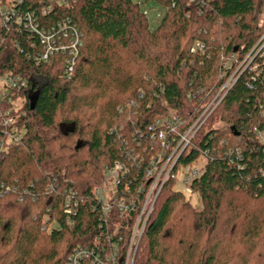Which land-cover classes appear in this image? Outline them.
I'll use <instances>...</instances> for the list:
<instances>
[{
  "label": "trees",
  "instance_id": "16d2710c",
  "mask_svg": "<svg viewBox=\"0 0 264 264\" xmlns=\"http://www.w3.org/2000/svg\"><path fill=\"white\" fill-rule=\"evenodd\" d=\"M141 5L162 12L157 25ZM263 8L264 0H23L19 11L39 26L69 19L83 47L67 78L63 57L33 61L36 36L0 30V77L19 76L30 90L16 94L25 99L20 139L0 149V264H67L79 248L101 257L112 246L121 264L133 215L103 223L93 195L103 169L123 166L117 194L127 188V199L141 201L147 171L173 146L151 139L154 121L178 118L183 134L232 75L163 184L133 264H264V40L253 49ZM196 42L203 48L192 53ZM201 157L187 186L192 206L174 190L176 171ZM69 195L72 214L64 211Z\"/></svg>",
  "mask_w": 264,
  "mask_h": 264
},
{
  "label": "built area",
  "instance_id": "2783aa9c",
  "mask_svg": "<svg viewBox=\"0 0 264 264\" xmlns=\"http://www.w3.org/2000/svg\"><path fill=\"white\" fill-rule=\"evenodd\" d=\"M54 1L59 5H66L68 0H50V3ZM22 2L23 0H0V30H5L7 32L11 31V29L18 31L22 30L36 36L37 50L32 56L33 61L38 66H42L49 64V62L55 57H63L61 66L64 75L69 78L74 72L73 68H75L77 57L83 47L82 33L67 18L58 20L54 24L47 23L46 26H39L38 18L35 14L19 11ZM50 11V6H46L41 9L40 15L45 16ZM2 41L3 38L0 35V42ZM33 47H35L34 44ZM202 48L203 46L200 43H197L191 49V52L193 53L202 50ZM3 78L5 79V85H3L5 91H0V127L4 130V139L2 140L0 149L7 150L9 145L15 144L20 139V134L15 128L19 113L13 115L15 110H10L8 106L12 105V95L28 91V86L24 79L16 75H5ZM232 84H230L229 87ZM224 88L218 92L202 114H205L210 107L213 108L214 104H219L223 95L226 93V89ZM28 92H30V90ZM177 124L180 123L177 121ZM149 131L152 132L151 139L156 140L164 149L167 150L171 145L173 146L169 155L159 168L155 166L153 169L147 171V175L152 181L147 192H143L141 201L138 197H135V199H127V196L129 195L127 188L125 189L126 192L117 194L116 189L126 172L125 168L119 164L104 168V178L108 183L111 182L110 184L112 185L111 190H113V192L109 194L110 196H106L105 192H107V190L105 188L101 189V187L99 190H95L93 194L101 206L103 223L107 224L108 217L114 213L120 217H129L130 214L133 215L132 224L130 226V237L127 243L128 252L125 254L124 259L121 260V264H130V253L134 243L136 241L137 243L139 242L143 233L154 200L158 194L159 181L164 174L167 165L172 162L170 164L172 167L170 166V168H173L175 165L174 163L177 162L188 143L185 139L187 138L186 134L189 132L183 135L178 134L175 130L173 120L161 122L156 119L154 121V126L150 127ZM168 135L171 136L169 139ZM172 135L177 136L178 140L176 141L175 137ZM260 138L262 142H264V132L261 133ZM199 172L200 171L196 168L192 169L190 172L191 175H186L185 178H183V182L186 184L189 183L199 174ZM166 177L164 179H166ZM138 192H141V190L139 189ZM70 200H73L72 195L68 196L67 207L64 210L66 214H72L73 207L76 203L70 205ZM70 224L72 223L70 222L68 225ZM94 245L96 247L99 246L97 242H95ZM112 248L113 250L110 258L107 256L100 257L94 252L95 250L93 248L92 250L91 248H79L68 257L67 264H83L86 261L91 264H120V261H118L119 251L115 246H112Z\"/></svg>",
  "mask_w": 264,
  "mask_h": 264
},
{
  "label": "rangeland",
  "instance_id": "374dc122",
  "mask_svg": "<svg viewBox=\"0 0 264 264\" xmlns=\"http://www.w3.org/2000/svg\"><path fill=\"white\" fill-rule=\"evenodd\" d=\"M134 2H141V0H133ZM141 7V9L142 10H144V11H146L147 12V17H148V20H153L154 22V25H157L158 23H159V20H160V17H161V15H162V12H159V11H151L150 10V8H151V6L150 5H141L140 6ZM256 20H257V24H258V27L262 30V33H263V36H262V38L258 41V43L256 44V46L255 47H253V49H255V48H257V45L261 42V41H263L264 40V8L257 14V17L255 18ZM1 44H0V46L2 45V44H4V40L2 41V42H0ZM197 43H199V42H196L194 45H196ZM194 47V46H193ZM192 47V48H193ZM191 48V49H192ZM191 51V50H190ZM251 53V52H250ZM246 59L248 58V56L247 57H245ZM5 76V75H4ZM4 76H2V77H0V91H2V92H4L5 90H4V87H3V85H5V79L3 78ZM35 83L36 84H38V85H41L43 82H44V79H41V78H36L35 80ZM233 81H234V78H233V75L225 82V84L222 86V88L221 89H223L224 87V89H226V91H227V89L228 88H230L229 87V85L230 84H232L233 83ZM228 87V88H227ZM220 89V90H221ZM219 90V91H220ZM18 94V93H17ZM31 94H33V93H31ZM213 100V99H212ZM211 100V101H212ZM24 101H25V99L24 98H21L19 95H17L16 96V94L14 95H12V105L10 106H8V108L10 109V110H15V112L13 113V115L14 114H18V112H19V109H21V106L23 105V103H24ZM209 105V104H208ZM207 105V106H208ZM206 106V107H207ZM215 106V107H214ZM214 106H213V108H209L208 109V111H206L205 112V114L203 113L202 114V112L206 109V107L203 109V111L202 112H200V114H199V116L197 117V119L193 122V124L183 133V134H185V133H187V132H189V133H187L186 135H187V138L185 139V141L186 142H188L187 144H186V148H187V146L190 144V142H191V140H192V138L194 137V135H196L195 134V132H197V130L201 127V125L205 122V120L209 117V115L213 112V109H215L216 108V106L217 105H215L214 104ZM121 112V111H120ZM175 122H177V121H179V119L178 118H172ZM166 121H169V120H167V119H165ZM197 123V124H196ZM196 124V126L194 127V125ZM180 126V125H179ZM216 126H220L219 124H217ZM175 130H176V132L178 133V131H177V128H175ZM179 134V133H178ZM183 134H181V135H183ZM192 137V138H191ZM178 138V137H177ZM204 162H205V158L204 157H201L199 160H198V162H196V163H194L192 166H189L188 167V165H187V167H178V169H177V171H176V177L175 178H177V184L175 185V187H174V190L175 191H177V192H180V193H182L184 196H185V198H186V200H188L189 202H190V204L192 205V206H196V205H198V202H197V199H196V197L190 192V189L187 187L188 185V183L186 184V183H184L183 182V178H185V176L187 175H191L190 174V172H191V170L192 169H197L198 171H200L201 170V167L203 166V164H204ZM172 162H170V164H171ZM177 163V162H176ZM170 164H168L167 165V167H166V170L164 171V174L162 175V177H161V179H160V181H159V190H158V194L160 193V190H161V188H162V186H163V184L165 183V181L171 176V172L173 171V169H174V166H173V168L171 169L170 168V166L172 167V165H170ZM175 164V163H174ZM163 166V165H162ZM169 168H170V170H169ZM168 171H169V173H168ZM103 173H104V169H103V171H102V180H101V182H100V184L98 185V186H96V188L93 190V194H94V192H95V190H99V188L101 187V189L102 188H105L106 190H107V192H105L106 194V196H110L109 194L110 193H112L113 192V190H111L112 189V185L110 184L111 182H109L108 183V181H106L105 180V178H104V175H103ZM168 173V174H167ZM167 176V177H166ZM166 177V179H164ZM163 183V184H162ZM149 189V188H148ZM158 194H157V196H158ZM157 196H156V198H157ZM156 198H155V200H156ZM155 200H154V203H155ZM154 203H153V206H154ZM153 206H152V209H153ZM151 212H152V210H151ZM150 212V213H151ZM150 215V214H149ZM53 226V225H52ZM51 227V225L50 226H48L47 227V231L46 232H48V229ZM140 239H141V237H140ZM140 241V240H139ZM127 244V243H126ZM138 244H139V242L137 243V241L134 243V245H133V248H132V251H131V257H130V264H133L134 263V259H135V254H136V250H137V247H138ZM128 250V249H127ZM126 250V254H127V251ZM111 255H112V250L109 252V254H107L106 256L107 257H111ZM132 255H133V257H132ZM124 258L122 257L121 258V260H123ZM120 260V258L118 257V261Z\"/></svg>",
  "mask_w": 264,
  "mask_h": 264
},
{
  "label": "water",
  "instance_id": "95a60500",
  "mask_svg": "<svg viewBox=\"0 0 264 264\" xmlns=\"http://www.w3.org/2000/svg\"><path fill=\"white\" fill-rule=\"evenodd\" d=\"M34 105H35V101L32 103L31 109H33ZM79 147H80L79 145L76 146V148H79Z\"/></svg>",
  "mask_w": 264,
  "mask_h": 264
}]
</instances>
